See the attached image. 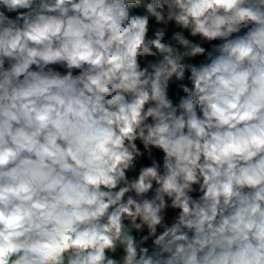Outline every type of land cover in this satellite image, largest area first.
Instances as JSON below:
<instances>
[{"label": "clouds", "instance_id": "clouds-1", "mask_svg": "<svg viewBox=\"0 0 264 264\" xmlns=\"http://www.w3.org/2000/svg\"><path fill=\"white\" fill-rule=\"evenodd\" d=\"M0 264H264V0H0Z\"/></svg>", "mask_w": 264, "mask_h": 264}]
</instances>
